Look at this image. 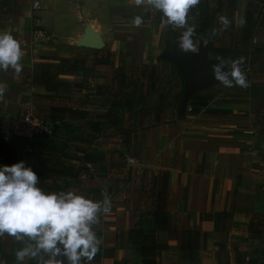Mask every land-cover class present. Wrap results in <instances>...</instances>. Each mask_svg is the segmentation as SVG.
I'll return each mask as SVG.
<instances>
[{"label": "crops", "instance_id": "0c3cea01", "mask_svg": "<svg viewBox=\"0 0 264 264\" xmlns=\"http://www.w3.org/2000/svg\"><path fill=\"white\" fill-rule=\"evenodd\" d=\"M4 1L0 32L19 41L23 68L19 75L0 71V115L31 108L54 132L49 142L0 134V165L6 152L12 164L25 161L45 192L93 200L107 192L112 207L93 226L101 243L90 264H141L127 232L155 230L158 177L145 182L152 172L169 174V223L155 231L167 250L157 264H264V0H200L190 9L199 48L207 39L214 60L212 50L225 49L229 67L234 60L251 65L246 88L212 84L190 98L184 116L179 70L160 59L164 50H178L181 29L163 25L146 0ZM249 9L256 30L241 43ZM136 16L140 26L132 23ZM219 16L229 19L227 28ZM36 22L43 37L33 34ZM88 28L102 49L79 45ZM214 29L228 44L213 45ZM85 154L102 159L85 161ZM179 230L205 235V244L188 251ZM17 247L13 237L0 238V260L11 264Z\"/></svg>", "mask_w": 264, "mask_h": 264}, {"label": "clouds", "instance_id": "9594fccd", "mask_svg": "<svg viewBox=\"0 0 264 264\" xmlns=\"http://www.w3.org/2000/svg\"><path fill=\"white\" fill-rule=\"evenodd\" d=\"M145 0H136L139 6ZM151 9L160 12L163 25L181 29L177 47L181 53L199 52L196 26L189 24V11L200 0H146ZM223 28L230 24L219 16ZM143 18L134 17V26ZM243 23V20L241 21ZM216 30H213V34ZM207 39L203 44L207 45ZM23 50L19 41L8 32H0V71H22ZM212 65L214 78L225 87L246 88L248 82L240 61L228 62L217 57ZM4 88L0 87V95ZM37 173L21 160L0 165V238L13 237L18 247L16 264H90L101 243L93 226L100 214L111 211V197L105 191L102 200H93L74 191L45 192L39 186ZM42 254H46L42 255ZM0 264H5L0 260Z\"/></svg>", "mask_w": 264, "mask_h": 264}, {"label": "trees", "instance_id": "16d2710c", "mask_svg": "<svg viewBox=\"0 0 264 264\" xmlns=\"http://www.w3.org/2000/svg\"><path fill=\"white\" fill-rule=\"evenodd\" d=\"M6 1L0 2V13H3L6 9L7 6ZM6 12L4 11V14ZM247 23L242 29V38H241V43H247L251 42L253 40L254 32L256 30V25L251 21L253 18V13L249 9L246 13ZM182 31V30H181ZM179 35L180 36V33ZM177 36L176 34H174ZM198 37V33L196 31V36L194 38ZM204 38L203 34L200 35V39ZM210 44V43H209ZM175 48H177V43L175 44ZM213 54L215 57H220V58H226L227 55L230 54L229 51L223 49H213L212 50ZM239 55L243 57L244 55H250V52H239ZM72 58H67V59H61L59 60L61 64L66 63L67 61H71ZM248 65H251L249 62ZM61 69H58L57 72L59 73ZM46 73H43L44 80L46 81ZM179 76L183 82V78L179 72ZM40 78L37 77L35 78V82H40ZM184 85V83H183ZM183 94V93H182ZM182 94L181 98L179 101V106L181 105L182 102ZM61 112L68 113L72 115L74 113L73 110L70 109H63L60 110ZM43 138V137H41ZM44 141L49 142V139L47 137L43 138ZM12 156L9 155L7 152L5 154H2V165H11L12 164ZM102 157L99 156H90L88 154H85L84 160L85 161H96V160H101ZM16 163V161H13V164ZM81 170V169H80ZM83 170V169H82ZM86 170V169H84ZM152 174L155 176L157 175L158 177V183H157V200H156V209L154 210L153 213V221L155 224V230L151 233H145L139 228H134L130 231L127 232V237H128V242L129 244L136 246L139 249V252L141 254L142 262L141 264H157V256L160 251L167 250V246L165 244L159 243L156 238H155V231L157 229H163L168 226L169 219H168V212L166 211V203H167V189H168V182H169V174L167 172H152ZM144 179H142V188L144 189ZM146 182V179H145ZM151 183H154V180L152 179ZM179 235L181 236H186L187 240H184L183 243L185 246H187L188 251L190 250H198L201 249L202 245L205 244V239L206 236L202 235L199 232H184L182 230H179ZM182 242V240H181Z\"/></svg>", "mask_w": 264, "mask_h": 264}, {"label": "water", "instance_id": "95a60500", "mask_svg": "<svg viewBox=\"0 0 264 264\" xmlns=\"http://www.w3.org/2000/svg\"><path fill=\"white\" fill-rule=\"evenodd\" d=\"M82 47L99 50L103 43L98 34L92 28H88L81 43ZM196 53H181L179 50H164L160 59L174 64L183 78L182 102L179 108V115L184 116L190 98L197 92L209 87L212 84L220 83L214 78L212 65L218 63L211 58L209 45L202 44ZM246 63V62H245ZM242 65V71L246 70L248 63Z\"/></svg>", "mask_w": 264, "mask_h": 264}, {"label": "built area", "instance_id": "2783aa9c", "mask_svg": "<svg viewBox=\"0 0 264 264\" xmlns=\"http://www.w3.org/2000/svg\"><path fill=\"white\" fill-rule=\"evenodd\" d=\"M33 34L38 38L45 35V32L40 29L38 22H36ZM248 68L249 66L246 68L247 71ZM53 132L51 124L35 116L31 108H26L21 115L16 117L0 115V134L2 135L36 139L51 137Z\"/></svg>", "mask_w": 264, "mask_h": 264}, {"label": "rangeland", "instance_id": "374dc122", "mask_svg": "<svg viewBox=\"0 0 264 264\" xmlns=\"http://www.w3.org/2000/svg\"><path fill=\"white\" fill-rule=\"evenodd\" d=\"M222 36L220 35V31H219V29H216V33H215V35L212 37V43H213V45H216V46H225L226 44H228V42H227V36L225 37V40L223 41L222 39ZM242 61H244V59H242ZM246 62V61H245ZM244 62V63H245ZM246 64V63H245ZM248 64H249V62H248ZM223 86V84L222 85H217L216 87H214L213 89L215 90H220V88H228V87H222ZM222 90V89H221ZM225 90V89H224ZM153 177H154V175H148L147 176V180H146V182L147 183H149V185H151L150 184V181L153 179ZM147 187V191H146V193L148 192V188H150L151 186H145V188ZM11 264H16V262H15V258L13 259V261L11 260Z\"/></svg>", "mask_w": 264, "mask_h": 264}, {"label": "flooded vegetation", "instance_id": "af4514ba", "mask_svg": "<svg viewBox=\"0 0 264 264\" xmlns=\"http://www.w3.org/2000/svg\"><path fill=\"white\" fill-rule=\"evenodd\" d=\"M45 256H46V254H45ZM41 264H43V262H41Z\"/></svg>", "mask_w": 264, "mask_h": 264}]
</instances>
